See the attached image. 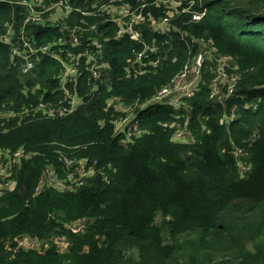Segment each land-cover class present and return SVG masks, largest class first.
Returning a JSON list of instances; mask_svg holds the SVG:
<instances>
[{
    "label": "trees",
    "instance_id": "obj_1",
    "mask_svg": "<svg viewBox=\"0 0 264 264\" xmlns=\"http://www.w3.org/2000/svg\"><path fill=\"white\" fill-rule=\"evenodd\" d=\"M22 1L0 0V108L20 114L0 120V150L24 145L34 155L22 159L16 189L0 196V264H264V0H243L241 8L252 15L249 21L225 10L223 4L231 0H205V15L199 22L192 21L190 12L181 13L166 35L144 25L143 41L155 47L152 58H157L156 52L169 57L155 74L129 68L145 44L128 37L105 42V33L99 38L90 30L82 39L101 41L102 61L108 67L102 69L100 80H94L83 59L77 86L72 82L65 88L63 63L41 54L32 71L23 74V60L13 58L12 47L20 42L22 30L40 47L58 36L67 35L69 40L77 29L64 21H49L51 12L44 6L50 0H27L44 10V18L42 23L25 24L30 9ZM126 1L115 4L144 6V16L157 22L167 15L164 7L154 5L156 0ZM108 3L68 0L78 25L80 21L100 25V34L109 25L112 34L118 29L117 24L104 25L106 16L97 12ZM193 10L203 11L198 6ZM9 30L15 33L10 44L5 41ZM179 31L212 39L219 52L239 61L248 73L237 94L246 99L240 103L235 96L224 107L210 99L211 90L203 85L190 99L195 143L171 140L172 109L163 106L139 114L146 132L125 146L122 136L114 135L117 115L105 111V97L109 94L127 104L151 98L201 49L193 44L189 51ZM69 50L78 52L79 47H64V59ZM97 88L108 89V94ZM67 91L82 99L70 114L50 117L32 109L41 99L58 105ZM226 108L237 115L229 127L220 124ZM26 109L32 111L21 116ZM68 149L86 159L79 164L95 165L96 173L76 190L49 186L36 194L49 166L60 179L68 177L61 157V152L70 153ZM239 149L246 155L237 156ZM239 158L250 165L245 175L239 170ZM79 220L85 221V230L74 234L66 224ZM23 235L39 240L66 236L70 246L66 253L54 244L41 254L15 253V239Z\"/></svg>",
    "mask_w": 264,
    "mask_h": 264
},
{
    "label": "built area",
    "instance_id": "obj_2",
    "mask_svg": "<svg viewBox=\"0 0 264 264\" xmlns=\"http://www.w3.org/2000/svg\"><path fill=\"white\" fill-rule=\"evenodd\" d=\"M167 1V2H166ZM117 0H109L107 6L102 7L97 12L99 16H106L107 20L114 22L119 26V29L113 37H107L105 40L112 41L118 40L121 41L124 38H129L132 41L138 42L140 44H145L143 41V34L141 29L135 28L137 25L151 21L150 28L155 29L156 34L166 35L168 34L172 27V20L181 13L190 12L192 15V21L199 22L205 15L204 11L193 10L194 7L198 5L196 0H165L164 3L161 0H156L154 5L157 7L164 6L167 8V15L157 21L153 17H146L143 14V7L137 9H132L131 6L124 7L118 6L115 3ZM166 2V3H165ZM23 5H28L30 9V14L26 20V23H42L44 15L43 11H38L36 9L35 3H30L27 0L20 2ZM168 3V4H167ZM46 11L51 12L48 19L51 23H57L63 21L60 18H55L52 16L54 11H64L68 14L72 13L69 10L68 0H57L53 2L52 0L44 6ZM182 9V10H180ZM124 19H127L125 21ZM119 21V22H117ZM25 28V27H24ZM77 29L70 33L71 37L67 42H64L61 47H66L72 45L74 48L79 47L78 52L68 51L67 59L63 58L62 49L61 53H58L52 45L38 46L37 42L33 43L31 34L26 35V31L22 30L20 42L12 47V56L13 58H19L23 60L22 64V73L28 74L32 71L33 67L37 60L40 59V55L49 56L63 63L65 70L62 73V80L66 84V79L75 77L77 79L81 72L79 66L81 65L83 59H85V65L87 70L92 73L94 80L101 79L102 69L107 68L108 65L103 63L102 54L103 46L101 41L94 40L92 43H87L83 40V35L86 33L83 28L74 27ZM95 31H99V27L93 26L92 28ZM178 28H175L177 31ZM84 31V33H83ZM9 30L5 37V41L10 44L11 39L15 33ZM179 34L180 31H179ZM182 41L187 45L189 51L193 48V44L201 46L200 51H198L192 59H189L184 64L185 66L174 74V76L160 89H158L154 95L142 102L141 104L132 107L131 104L126 105L123 111L125 115L119 118L115 122V134L122 136V144L129 145L133 144L136 137L141 136L142 129L140 127L139 120V111H146L153 107H170L176 112L174 122L171 124L174 126L175 139L182 144H192L195 142V135L191 129L192 121V103L190 99L195 97L201 90L202 86L205 85L204 75L209 74L210 80L208 82L209 89L211 90L210 99L215 103L221 104L224 107H227V104L235 96L237 97V87L240 82V74H231L230 71L236 69V59L230 55L219 56L220 53L218 48L215 45V42L212 39L205 37L195 38L190 36L188 32H182ZM99 37L104 38L101 34ZM62 44V42H61ZM151 50L148 48L143 49L142 52L136 53L135 57L131 59L129 63V68L139 67L140 70L144 69L143 73H156V71L161 69L163 65L168 62L169 57L166 53L165 56L157 54V58L154 60L152 56L154 55ZM217 57V58H216ZM214 58H216L214 60ZM99 59L101 61H99ZM188 62V63H187ZM212 66H211V64ZM203 69H206V73L203 72ZM74 99V100H73ZM74 102H73V101ZM82 99L79 97H74L69 99L68 102L62 101L58 105L47 104L41 99V102L38 106L34 107L35 112H42L44 115L50 117H61L70 114L74 109H76L80 104ZM111 104H120L124 103L120 98L113 97ZM125 104V103H124ZM251 106V105H250ZM256 109V105L253 106ZM4 109L0 108V117L2 116ZM224 112L223 117L220 120L221 125H226L229 127L232 121L237 118L235 110L232 113ZM9 115L5 118L17 117L20 114L15 113L14 111H8ZM27 110H24L21 114H25ZM183 114L178 116L177 114ZM170 124V125H171ZM146 132V131H145ZM6 153V154H4ZM0 153V175H4L13 160L14 163H18L24 157V150H20L12 155H7L8 152ZM235 154L239 157L245 155L243 149H239ZM4 157V158H3ZM69 169L73 168V161L65 160ZM82 165L80 169H76L73 172L74 175L68 177L67 180L60 179L57 171L53 167H48L43 172V175L39 181V184L35 187V193L39 194L45 187L53 186L59 190H76L77 187H80L83 184L84 179L95 174V165H88L87 162H80ZM239 168L242 174L244 175L249 169L250 166L246 164V168H243L244 164L239 160ZM76 175H79L75 178ZM12 185L15 187L10 188L11 182L5 181L0 187V192L14 191L16 189L17 181L12 182ZM85 221L79 220L72 224H69L68 229L74 233L78 234L85 230ZM48 242L45 247L42 249L41 243ZM54 244L57 246L58 250L61 253H66L69 249L70 243L66 236L55 235L49 238L48 240H39L30 236H22L16 239V247L13 251L16 253L19 250L33 251L37 253L46 252L49 247Z\"/></svg>",
    "mask_w": 264,
    "mask_h": 264
},
{
    "label": "rangeland",
    "instance_id": "obj_3",
    "mask_svg": "<svg viewBox=\"0 0 264 264\" xmlns=\"http://www.w3.org/2000/svg\"><path fill=\"white\" fill-rule=\"evenodd\" d=\"M164 1L165 0H161V2H163L164 3ZM198 3H200L202 6H204L205 7V0H196ZM124 2H126V3H128L126 0H124ZM167 2V1H166ZM165 2V3H166ZM243 0H231L230 2H229V4L228 3H224L223 4V6H224V8H225V10L227 11V12H231L234 16H242V17H245V18H248V21L249 20H251V18L250 17H252V15H250L249 14V12L246 10V9H244V8H241V6L243 5ZM132 4V3H131ZM168 4V3H167ZM129 5V4H128ZM131 6V5H130ZM164 7V6H163ZM166 10H167V8H165ZM52 16L53 17H55V18H60L61 20H63L64 22H65V24L67 25H70L69 27H71V26H76L77 24H78V21L76 20V18H75V15H70V14H68V13H66V12H62V11H54V12H52ZM253 16H256V15H253ZM263 19V21H264V18H262ZM125 21H127V19H124ZM117 22H119V21H117ZM159 22V21H158ZM157 22V23H158ZM149 26L150 27V23L147 21L146 23H142V24H139V25H137L135 28H137V29H141L143 26ZM110 29H114V27H112V28H110ZM116 29V32H117V28H115ZM152 29V28H151ZM83 30H85V29H83ZM152 31L153 32H155V29L153 30L152 29ZM108 32H109V30H108ZM83 33H84V31H83ZM110 34H112L111 32H109ZM149 49V50H151L152 52H153V50L152 49H154L155 47H151V45H145V49ZM156 53H158L159 55H161V56H165L164 54H161V53H159V52H156ZM220 57L221 56H224L221 52L218 54ZM217 58V57H216ZM216 58H214V60L216 59ZM188 63V62H187ZM211 64V63H210ZM236 64H237V67L235 66V68L236 69H233V70H231L230 71V73L231 74H236V75H238V74H240L241 76H240V79H244L245 77H247V75H245V74H247L248 73V71H246V70H244L243 68H242V66H241V64L239 63V61L236 59ZM185 65H183L177 72H179L183 67H184ZM211 66H212V64H211ZM103 72V71H102ZM102 74V73H101ZM176 74V73H175ZM62 75V74H61ZM60 75V76H61ZM90 77H92V75L90 76ZM173 77V76H172ZM171 77V78H172ZM170 78V79H171ZM209 79H210V75L208 74L206 77H205V79H204V82H205V86L204 87H207V84H208V82L207 81H209ZM63 82H64V80H63ZM63 82H61V85H62V88H65L66 87V85H68L69 83L70 84H72V82L74 83V85L75 86H77V83H78V80H76L75 79V77H71V78H68V79H66V84H64ZM96 85V84H95ZM208 88V87H207ZM100 88H97L96 90H99ZM94 90V89H93ZM108 89H104L103 91H101V89L99 90V92H102V93H104V94H108ZM74 95V93H72V94H70L68 91H67V94H66V96H65V98L63 99V100H65L66 102H68L69 101V99H71V98H74V97H79L78 95H76V96H73ZM80 98V97H79ZM112 98H113V96H110L109 94L108 95H106V97H105V111L106 112H109L110 110H112V112H113V114L114 115H117V118H121V117H123V115H125L124 114V111H123V109H125V106L126 105H128L127 103H120V104H111L112 102ZM245 99H246V95H238L237 94V102H243V101H245ZM74 100V99H73ZM72 100V101H73ZM82 101V100H81ZM139 101L140 100H135L134 102H133V104H131L132 105V107H135V106H137V105H139ZM40 102H41V100H40ZM74 102V101H73ZM231 102H233V99H231ZM237 104V103H236ZM246 107H249V105L250 104H244ZM112 108H114L115 110H113ZM1 109H3V108H1ZM33 109V108H32ZM32 109H26L27 111H29L28 113H25V114H21V116H23V115H28L31 111H32ZM8 111H11V110H3V113H2V116L0 117V120H2L3 118H5L6 116H8L9 115V112ZM170 115H171V117H172V121H173V119H175V115H176V112L174 111V110H170ZM223 115H224V113H222ZM178 116H182L183 114H180V113H178L177 114ZM222 115V116H223ZM20 116V117H21ZM11 118H14V117H11ZM117 118H115V122L117 121L116 119ZM6 120H9L10 118H5ZM172 121L170 122V123H172ZM192 121H193V119H192ZM193 125L195 126V123L193 122ZM169 130H170V132H171V140L173 141V142H176V143H179L176 139H175V132H176V130L174 129V126L171 124L170 126H169ZM193 131V130H192ZM144 132H145V129L143 130L142 129V132H141V136L144 134ZM114 135H116V134H114ZM118 136V135H117ZM140 136V137H141ZM139 137H136L135 139H134V142H135V140L136 139H138ZM122 140V139H121ZM133 142V143H134ZM122 143V142H121ZM195 143V142H194ZM123 145H125V144H123ZM125 146H127V145H125ZM21 149H23V150H25L26 151V153H28V155H29V158H31V156L32 155H34L33 154V152H31V151H28L29 149H28V147L27 146H24V145H22L21 147H19L18 149H16V150H12V149H10V148H4V149H1L0 150V153H4V152H8L7 153V155H12V153H16L17 151H19V150H21ZM68 150H70V153H67V154H70L71 155V157L72 158H69V155H67L65 152H61V157L63 156L64 157V159H63V161L65 160V158H68L67 160L68 161H73L74 162V165L72 166L73 168H71V169H69V167H71V166H68L67 165V163H66V161H64V164H65V166H66V168H68V177L69 176H71V175H74L73 174V172H74V169L76 170V169H80L81 168V164H79V160H86V159H83V158H81V157H77V156H74L73 155V153H74V149H68ZM245 152V151H244ZM4 154H6V153H4ZM245 155H246V153H245ZM244 156V155H243ZM4 158V157H3ZM239 160H241L244 164H242V165H244L243 166V168H246V164H248L249 165V163H247V162H245V160L244 159H242V158H239L238 159V161ZM21 161H19L18 163H14V161L12 160L11 161V164L9 165V167H8V169H7V171H6V173L2 176V175H0V187L3 185V183L5 182V181H10L11 182V186H10V188H13V187H15L14 185H12V182H14V181H16L17 180V173H18V169L20 168V166H21ZM250 166V165H249ZM49 167H52V166H49ZM238 167H239V164H238ZM239 170H240V168H239ZM241 172V171H240ZM57 174H58V172H57ZM241 174H242V172H241ZM91 175H93V174H91ZM243 175V174H242ZM245 175V174H244ZM58 176H59V174H58ZM79 175H76L75 176V178H77ZM68 177L67 178H63L64 180H67L68 179ZM16 187H17V185H16ZM6 192H10V191H6ZM3 195H5V192H0V196H3ZM68 226H69V224L67 223L66 224V227L68 228ZM23 236H28V235H23ZM20 237H22V236H20ZM20 237H17L16 239H18V238H20ZM16 239H15V241H16ZM48 240V239H47ZM44 241H46V240H44ZM48 242H42L41 243V247H42V249L45 247V245L47 244Z\"/></svg>",
    "mask_w": 264,
    "mask_h": 264
},
{
    "label": "crops",
    "instance_id": "obj_4",
    "mask_svg": "<svg viewBox=\"0 0 264 264\" xmlns=\"http://www.w3.org/2000/svg\"><path fill=\"white\" fill-rule=\"evenodd\" d=\"M130 5H128V4H125V6L124 7H129ZM82 24L81 25H76V26H71V27H79V28H83V29H85V32L87 33V32H89L90 30H92V31H94L95 33H97V35L99 36L100 35V25H90V24H88V22H85V21H80ZM108 23H110V24H116V23H114V22H110V21H108L107 20V18H105V20H104V25H106V24H108ZM67 26L69 27L70 25H68L67 24ZM93 26H97V27H99V31L97 32V31H95V30H93L92 28H93ZM110 26V25H109ZM109 26H106L105 27V29H106V32H103L102 31V33H101V35L105 38V34L108 36V38L109 37H113L114 35H115V33H113V34H110L109 32H108V30H109ZM118 26V25H117ZM118 29H119V26H118ZM117 29V30H118ZM105 33V34H104ZM61 34H63V33H61ZM99 38H101V37H99ZM105 42H109V41H107V40H104ZM61 42H62V44H61ZM64 42H67V44H68V38H67V35L65 36V37H61V36H58V37H55L54 38V41H52V42H48L49 43V45H52L53 47H55L56 45H58V46H60V48H59V51H57L58 53H61V49H62V52H63V48L64 47H61V45H63V43ZM146 45V44H145ZM141 112H143V111H139V113L137 112V114L139 115Z\"/></svg>",
    "mask_w": 264,
    "mask_h": 264
},
{
    "label": "bare ground",
    "instance_id": "obj_5",
    "mask_svg": "<svg viewBox=\"0 0 264 264\" xmlns=\"http://www.w3.org/2000/svg\"><path fill=\"white\" fill-rule=\"evenodd\" d=\"M129 105V104H128ZM124 114H125V112H124ZM124 116V115H123ZM119 118H117L116 120H118ZM114 125H115V122H114ZM21 150H23V149H21ZM20 151V150H19ZM24 152H25V154H24V157H22V159L23 158H27L28 157V154L26 153V151L24 150ZM68 159V158H67ZM21 162H22V160H21ZM6 193V192H5Z\"/></svg>",
    "mask_w": 264,
    "mask_h": 264
},
{
    "label": "clouds",
    "instance_id": "obj_6",
    "mask_svg": "<svg viewBox=\"0 0 264 264\" xmlns=\"http://www.w3.org/2000/svg\"><path fill=\"white\" fill-rule=\"evenodd\" d=\"M197 3H198V2H197ZM197 6H198L199 8L202 7L203 11H206V9L204 8V6H202L200 3H198ZM197 6H196V7H197Z\"/></svg>",
    "mask_w": 264,
    "mask_h": 264
}]
</instances>
